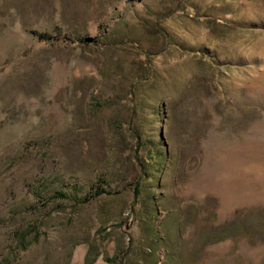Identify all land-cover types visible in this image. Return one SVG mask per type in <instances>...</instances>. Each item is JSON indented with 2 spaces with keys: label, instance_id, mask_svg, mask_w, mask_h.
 I'll list each match as a JSON object with an SVG mask.
<instances>
[{
  "label": "rangeland",
  "instance_id": "374dc122",
  "mask_svg": "<svg viewBox=\"0 0 264 264\" xmlns=\"http://www.w3.org/2000/svg\"><path fill=\"white\" fill-rule=\"evenodd\" d=\"M0 264H264V0H0Z\"/></svg>",
  "mask_w": 264,
  "mask_h": 264
}]
</instances>
